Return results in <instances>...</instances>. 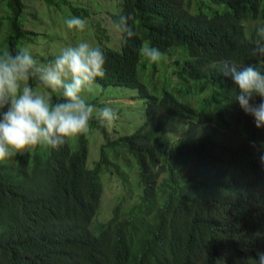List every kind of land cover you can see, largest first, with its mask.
<instances>
[{
	"label": "trees",
	"instance_id": "obj_1",
	"mask_svg": "<svg viewBox=\"0 0 264 264\" xmlns=\"http://www.w3.org/2000/svg\"><path fill=\"white\" fill-rule=\"evenodd\" d=\"M104 1L97 22L90 0H0V52L27 48L38 60L31 46L38 42L49 62L54 56L42 52L44 40L73 32L70 17L92 19L93 47L106 58L105 75L94 82L133 87L144 101L143 119L130 132L110 135L114 129L93 117L86 134L59 149L36 146L0 161V264L258 259L264 127L233 100L237 89L222 69L224 61L264 66V57L253 55L264 0ZM128 13L136 35L125 42L118 31V44L110 43L102 17L113 22ZM146 42L160 49L162 61L139 55ZM48 91L58 101V91ZM93 126L103 140L89 165ZM108 183L117 189L100 218Z\"/></svg>",
	"mask_w": 264,
	"mask_h": 264
},
{
	"label": "clouds",
	"instance_id": "obj_2",
	"mask_svg": "<svg viewBox=\"0 0 264 264\" xmlns=\"http://www.w3.org/2000/svg\"><path fill=\"white\" fill-rule=\"evenodd\" d=\"M68 29L83 31L86 21L70 17ZM125 42L136 35L132 13L120 15L112 22ZM253 55L264 57V26L255 31ZM139 55L150 63L163 60L164 54L150 43L138 49ZM106 58L100 47L88 42L64 48L47 65H41L27 48L0 52V161L36 146L59 149L72 137L86 134L93 118V106L81 93L91 91L97 77L105 75ZM223 74L235 85L234 101L254 118L257 128L264 127V66H241L223 62ZM29 81H35L52 92H60L61 99L53 102L37 92ZM260 97L256 103L255 98ZM101 125H112L118 119L116 110L104 107L97 110ZM264 164V155L260 157ZM258 259L248 258L247 264H264V252Z\"/></svg>",
	"mask_w": 264,
	"mask_h": 264
},
{
	"label": "rangeland",
	"instance_id": "obj_3",
	"mask_svg": "<svg viewBox=\"0 0 264 264\" xmlns=\"http://www.w3.org/2000/svg\"><path fill=\"white\" fill-rule=\"evenodd\" d=\"M90 2L93 9L96 11L92 15V18L94 21L100 22L101 18L98 17V14L100 15L99 7L105 1L90 0ZM102 20L104 21V25L107 27V32L110 36L109 42L112 44H118V30L109 20H104V17H102ZM60 22L62 23L63 19H61ZM89 22L86 23V27L82 32L77 31L76 29H71L73 32L67 33V30L62 29V33L55 34L49 40H44L46 47L42 52L47 55L51 54L55 58V56L59 55L64 48L75 46L80 42H88L90 45L94 46L97 43V41L95 40V27L90 25ZM48 44L49 46H52V48H48ZM31 46L34 50H32L33 53L38 59L37 62L41 65H47L48 62L46 58H43L39 54V52H41L42 50L41 44L37 42L36 44H32ZM172 59L173 57L168 54L165 57V62L171 63ZM167 70H169V68ZM91 87L92 90L90 92L84 91L81 93V96L86 101V103L93 106V117L97 118V110L104 107L113 108L118 114V119L114 124H106V126L109 128V131L111 129H114L113 132L110 131V135L130 132L134 130L138 124H140L144 115V101L137 95L135 88L126 85H108L106 87H103L97 82H94ZM35 89L37 92L44 93L48 97H50L52 94L51 92L40 86ZM56 96L55 97L57 100L61 99L60 92H57ZM91 129L92 132L89 134V153L87 161L89 165H92L94 162L93 160L98 156V147L100 142H102L103 140V135L100 133L98 128H95L93 126L91 127ZM104 176L105 175L103 174V179ZM114 185L115 184L108 183L104 188L103 202L101 204V212L99 214L100 218H104L108 214L109 205L111 204V200L115 195V191L117 189Z\"/></svg>",
	"mask_w": 264,
	"mask_h": 264
}]
</instances>
